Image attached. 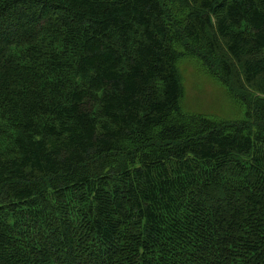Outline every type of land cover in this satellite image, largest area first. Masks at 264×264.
I'll return each mask as SVG.
<instances>
[{"label": "trees", "instance_id": "trees-1", "mask_svg": "<svg viewBox=\"0 0 264 264\" xmlns=\"http://www.w3.org/2000/svg\"><path fill=\"white\" fill-rule=\"evenodd\" d=\"M0 264H264V0H0Z\"/></svg>", "mask_w": 264, "mask_h": 264}, {"label": "rangeland", "instance_id": "rangeland-1", "mask_svg": "<svg viewBox=\"0 0 264 264\" xmlns=\"http://www.w3.org/2000/svg\"><path fill=\"white\" fill-rule=\"evenodd\" d=\"M185 62L180 67L184 109L214 119L232 120L240 117L241 111L237 102L229 97L226 85L220 84L214 76L208 75L195 59Z\"/></svg>", "mask_w": 264, "mask_h": 264}]
</instances>
